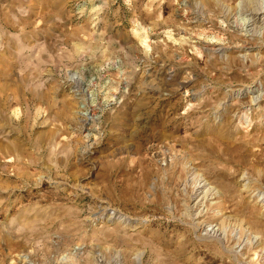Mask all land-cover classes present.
<instances>
[{
  "label": "rangeland",
  "instance_id": "374dc122",
  "mask_svg": "<svg viewBox=\"0 0 264 264\" xmlns=\"http://www.w3.org/2000/svg\"><path fill=\"white\" fill-rule=\"evenodd\" d=\"M263 7L0 0V264H264Z\"/></svg>",
  "mask_w": 264,
  "mask_h": 264
},
{
  "label": "bare ground",
  "instance_id": "6f19581e",
  "mask_svg": "<svg viewBox=\"0 0 264 264\" xmlns=\"http://www.w3.org/2000/svg\"><path fill=\"white\" fill-rule=\"evenodd\" d=\"M253 4V3H252ZM264 8V7H263ZM261 10V9H260ZM260 12V11H259ZM249 13V12H248ZM255 13H257V12H255ZM262 14H264V10H263V12H261ZM257 15V14H256ZM239 27V26H238ZM264 92V91H263ZM262 94H264V93H262ZM262 94H261V96H262ZM262 98H263V96H262Z\"/></svg>",
  "mask_w": 264,
  "mask_h": 264
}]
</instances>
